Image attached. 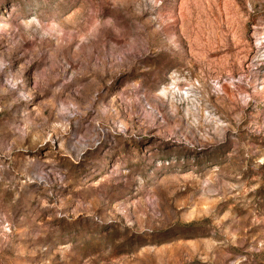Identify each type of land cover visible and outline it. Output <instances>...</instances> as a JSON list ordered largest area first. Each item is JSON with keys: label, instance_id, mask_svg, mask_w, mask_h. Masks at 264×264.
<instances>
[{"label": "rangeland", "instance_id": "1", "mask_svg": "<svg viewBox=\"0 0 264 264\" xmlns=\"http://www.w3.org/2000/svg\"><path fill=\"white\" fill-rule=\"evenodd\" d=\"M0 264H264V0H0Z\"/></svg>", "mask_w": 264, "mask_h": 264}]
</instances>
